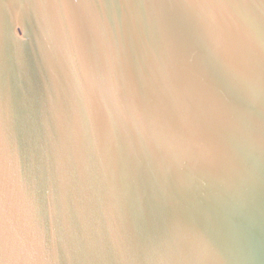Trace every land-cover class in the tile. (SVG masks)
Listing matches in <instances>:
<instances>
[{"label": "water", "instance_id": "water-1", "mask_svg": "<svg viewBox=\"0 0 264 264\" xmlns=\"http://www.w3.org/2000/svg\"><path fill=\"white\" fill-rule=\"evenodd\" d=\"M0 264H264V0H0Z\"/></svg>", "mask_w": 264, "mask_h": 264}, {"label": "snow or ice", "instance_id": "snow-or-ice-1", "mask_svg": "<svg viewBox=\"0 0 264 264\" xmlns=\"http://www.w3.org/2000/svg\"><path fill=\"white\" fill-rule=\"evenodd\" d=\"M222 3L231 4L235 2H245V0H221Z\"/></svg>", "mask_w": 264, "mask_h": 264}]
</instances>
